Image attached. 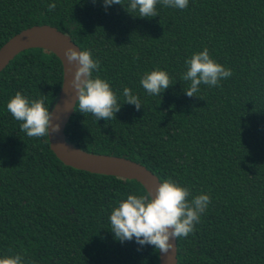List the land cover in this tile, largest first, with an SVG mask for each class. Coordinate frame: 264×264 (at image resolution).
<instances>
[{"label": "trees", "instance_id": "obj_1", "mask_svg": "<svg viewBox=\"0 0 264 264\" xmlns=\"http://www.w3.org/2000/svg\"><path fill=\"white\" fill-rule=\"evenodd\" d=\"M55 3L54 11L47 5ZM104 0H0V48L39 25L68 34L99 60L121 110L98 121L76 105L67 141L94 154L125 157L161 182L171 178L211 203L195 231L177 240L178 264H264V0H189L139 18ZM209 50L230 78L185 93L186 61ZM166 71L172 86L149 95L145 73ZM64 80L52 52L29 49L0 73V258L24 264H160L159 250L111 232L112 208L148 192L136 180L62 163L48 137H28L7 110L17 92L45 97L52 111ZM127 87L142 108L125 104Z\"/></svg>", "mask_w": 264, "mask_h": 264}, {"label": "clouds", "instance_id": "obj_2", "mask_svg": "<svg viewBox=\"0 0 264 264\" xmlns=\"http://www.w3.org/2000/svg\"><path fill=\"white\" fill-rule=\"evenodd\" d=\"M117 4L124 5L122 0H104L106 9ZM158 4L184 10L189 6V0H129L126 11L130 14L138 11L139 16L135 17L139 18H155L159 16ZM47 8L52 12L56 4L50 3ZM64 56L67 64L75 67L71 87L77 97L79 112L84 115L91 113L98 121L116 119L121 110L116 93L107 80L99 76L93 78V72L100 69L99 60L93 58L90 50L77 51L72 47L65 51ZM186 64L187 71L181 80L190 82L185 89L188 97L197 96L202 84L219 87L223 79L232 75L230 69L210 56L207 48L194 53ZM140 84L149 95H161L172 86V79L166 71L157 69L145 73ZM123 97L126 98L125 104L134 105L137 110L142 108L140 98L130 88L123 89ZM7 110L21 122L20 128L28 137H50L60 131V124L54 123V111L46 107L44 96L29 99L17 92L8 102ZM190 197V189L171 178L160 183L154 193L128 195L112 208L109 217L111 232L121 243L135 239L141 247L151 245L160 253L168 254L174 247L171 241L192 234L211 203L207 194ZM0 264H24V258L20 254L6 256L0 258Z\"/></svg>", "mask_w": 264, "mask_h": 264}, {"label": "water", "instance_id": "obj_3", "mask_svg": "<svg viewBox=\"0 0 264 264\" xmlns=\"http://www.w3.org/2000/svg\"><path fill=\"white\" fill-rule=\"evenodd\" d=\"M69 47L76 48L77 51L80 49L68 34L56 27L39 25L27 28L13 36L0 48V73L23 51L39 48L54 53L62 62L64 80L58 100L52 109L54 123L60 124V131L48 137L53 153L62 163L74 169L136 180L147 192L154 193L162 182L144 165L125 157L88 153L67 141L65 130L77 105V97L71 87L75 67L67 64L64 56ZM171 242L174 247L168 254L159 252L160 264H178L177 240Z\"/></svg>", "mask_w": 264, "mask_h": 264}]
</instances>
